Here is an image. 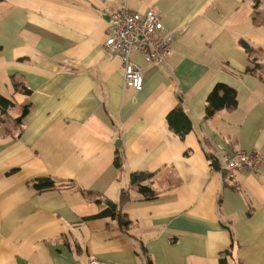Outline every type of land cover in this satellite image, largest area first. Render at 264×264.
Returning a JSON list of instances; mask_svg holds the SVG:
<instances>
[{"label":"crops","instance_id":"obj_1","mask_svg":"<svg viewBox=\"0 0 264 264\" xmlns=\"http://www.w3.org/2000/svg\"><path fill=\"white\" fill-rule=\"evenodd\" d=\"M120 7L174 32L161 63L131 53L139 90L103 46ZM217 83L237 105L205 118ZM0 97V264H264V0H0Z\"/></svg>","mask_w":264,"mask_h":264},{"label":"built area","instance_id":"obj_2","mask_svg":"<svg viewBox=\"0 0 264 264\" xmlns=\"http://www.w3.org/2000/svg\"><path fill=\"white\" fill-rule=\"evenodd\" d=\"M174 32L165 28L159 12L150 7L144 12L131 11L120 7L109 14L108 34L103 41L108 55L117 57L123 65L124 82L127 87L139 90L143 84L141 66L132 60L131 53L138 52L150 61L161 63L170 50ZM228 173L250 171L258 174L260 159L255 152L237 151L235 156L221 153ZM87 264H104L90 257Z\"/></svg>","mask_w":264,"mask_h":264},{"label":"trees","instance_id":"obj_3","mask_svg":"<svg viewBox=\"0 0 264 264\" xmlns=\"http://www.w3.org/2000/svg\"><path fill=\"white\" fill-rule=\"evenodd\" d=\"M259 3L260 0H254V8H257L259 6ZM242 46L246 49L248 53L252 52L250 46L246 42L242 43ZM256 68L257 64H253V66L248 67V71L255 70ZM2 102L8 101L4 97H0V106L2 109H4V107L2 106ZM236 105L237 102L235 90L226 84L217 83L214 85V87L207 96L204 117L208 118L212 116L216 111L222 108H234ZM166 120L170 129H172L180 137H183L191 130V121L181 106H176L174 109H172L167 114ZM209 158L210 160H213L212 157ZM146 173L150 175V173L148 172H142V174ZM137 175V172H133L131 174V180L133 182L137 180ZM33 185L37 188H46L53 186L54 182L49 177H43L36 179ZM125 200H127V195L124 191H122L121 202H125ZM111 215L116 216L120 224H122L123 226H127L130 222L128 219H126L124 215L120 214V212L117 210L111 211ZM146 264H151V261H147ZM219 264H227L225 257H220Z\"/></svg>","mask_w":264,"mask_h":264},{"label":"water","instance_id":"obj_4","mask_svg":"<svg viewBox=\"0 0 264 264\" xmlns=\"http://www.w3.org/2000/svg\"><path fill=\"white\" fill-rule=\"evenodd\" d=\"M106 204H107L112 210H114L115 207H116V204H115V203H112V202H110V201H107Z\"/></svg>","mask_w":264,"mask_h":264}]
</instances>
